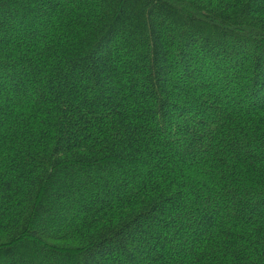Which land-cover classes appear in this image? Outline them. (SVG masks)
<instances>
[{
  "label": "trees",
  "instance_id": "trees-1",
  "mask_svg": "<svg viewBox=\"0 0 264 264\" xmlns=\"http://www.w3.org/2000/svg\"><path fill=\"white\" fill-rule=\"evenodd\" d=\"M0 264H264V0H0Z\"/></svg>",
  "mask_w": 264,
  "mask_h": 264
}]
</instances>
